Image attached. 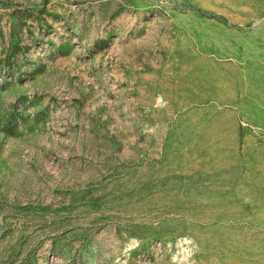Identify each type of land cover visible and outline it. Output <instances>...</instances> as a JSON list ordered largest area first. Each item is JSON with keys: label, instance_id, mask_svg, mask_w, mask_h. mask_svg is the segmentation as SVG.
I'll use <instances>...</instances> for the list:
<instances>
[{"label": "rangeland", "instance_id": "obj_1", "mask_svg": "<svg viewBox=\"0 0 264 264\" xmlns=\"http://www.w3.org/2000/svg\"><path fill=\"white\" fill-rule=\"evenodd\" d=\"M0 264H264V0H0Z\"/></svg>", "mask_w": 264, "mask_h": 264}]
</instances>
